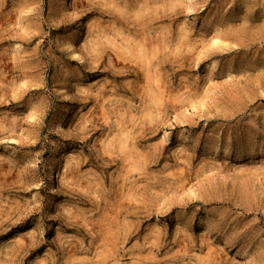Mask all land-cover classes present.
Here are the masks:
<instances>
[{
  "label": "rangeland",
  "instance_id": "374dc122",
  "mask_svg": "<svg viewBox=\"0 0 264 264\" xmlns=\"http://www.w3.org/2000/svg\"><path fill=\"white\" fill-rule=\"evenodd\" d=\"M0 264H264V0H0Z\"/></svg>",
  "mask_w": 264,
  "mask_h": 264
}]
</instances>
